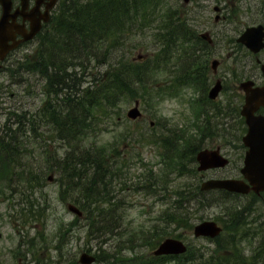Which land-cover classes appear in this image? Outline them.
Returning <instances> with one entry per match:
<instances>
[{
  "label": "trees",
  "instance_id": "16d2710c",
  "mask_svg": "<svg viewBox=\"0 0 264 264\" xmlns=\"http://www.w3.org/2000/svg\"><path fill=\"white\" fill-rule=\"evenodd\" d=\"M153 3V0H67L61 3L50 24L46 26L51 28L40 36L35 68L48 74L49 94L58 95L65 89L69 96L64 101L66 114L51 106L52 109L39 119L50 123L60 139L67 136L68 147H72V142L90 129L95 130L100 120L112 118L113 109L118 107L121 101L139 98L143 100L148 97L149 91L157 85L150 80H155L156 75L163 69H169L170 87L175 83L177 64L183 66L182 76H189L192 48L197 44L199 36L192 27H187V21L184 22L176 11L166 14L163 24L156 27L153 35L157 47L154 51L147 52L141 61L124 59L119 53L125 34L133 32V24L140 16L139 8L145 9L147 6V9H152ZM94 59L97 60L98 66L105 70L100 72V76H95L92 85L84 88L77 100L71 98L73 93L79 91L80 85L76 83L82 67V73H85L86 67L81 65L82 61ZM15 66L14 69V66L9 68L12 73L32 71L29 56ZM151 102L148 101L149 104ZM27 116L26 112L15 115L16 128L4 124L0 134V193H3L4 187L11 192L13 200L17 199L13 203V209L21 221L25 224H39L46 221L50 213L48 199L42 197V192L53 167H50L48 159L42 161L35 153H31L28 149L30 144L24 142L34 128L30 123L31 118L27 119ZM149 137V143L156 145L161 155L160 167L155 172L145 169L132 178L129 176L130 162L120 159L122 157L117 149L109 152L106 148L97 147L84 150L80 158L74 157L70 162L59 166L57 178L63 185L61 196L65 200L73 196V202L80 205L88 221V234L91 237L97 239L100 235L119 232L122 237H136L140 240L148 238L150 242L158 238L157 245L181 228L185 229L188 237L180 234L177 237L189 238L196 220H204L203 214H198L208 207L205 201L214 191L200 190V175L194 170L196 156L200 151L199 145L192 142L196 138L189 135L188 131H183L182 134L175 131L170 134L162 132L154 136L155 138ZM198 137L197 140L202 141V135ZM174 172L177 173L176 176H172ZM193 174L195 183L175 186L177 179H180L177 176L190 177ZM118 184L122 185L123 191L129 187L134 192L144 191L155 197L165 194L164 198H170L171 202L161 214L162 222L166 223L165 227L161 229L162 225H157L147 232L142 230L143 226L124 228L125 217L120 212L124 205L112 202ZM38 193H41V196ZM217 193L225 198L236 199L240 196L226 191ZM167 194H170V197H165ZM252 197L260 200L254 194ZM256 206L257 202L242 208L234 204L226 205L224 218H217L221 220L225 233L217 238L216 242H222L219 244L220 249L233 251L220 258L212 256L209 261L204 260L205 256L202 255L198 257L201 258L202 264H257L259 260H264V245L259 246L250 256L243 255L238 250L241 239L249 234L248 230L242 233L240 228L252 222L248 221V217L256 212ZM254 220L259 221L256 218ZM99 251H102L96 253L99 264H115L118 255L106 254L100 247ZM115 252L120 254L117 248ZM192 253L190 248V251L181 257L186 258L183 263L191 260V263L186 264L196 262L194 257L197 256ZM165 259L167 258H160L155 262L150 259L143 264H159Z\"/></svg>",
  "mask_w": 264,
  "mask_h": 264
},
{
  "label": "rangeland",
  "instance_id": "374dc122",
  "mask_svg": "<svg viewBox=\"0 0 264 264\" xmlns=\"http://www.w3.org/2000/svg\"><path fill=\"white\" fill-rule=\"evenodd\" d=\"M153 2L152 6L154 7L152 9H147V6L145 9L139 8L140 16L133 24V32L125 34L121 41L119 53H121L122 58L136 60L137 62L141 61L143 55H146L147 52L154 51L157 47L156 38L153 35L155 29L163 24L166 14L171 11H176L178 15L180 14L184 22L187 21L188 24L194 27L197 26L195 28L198 33H203L206 27L202 26L215 23L214 7L216 5L226 6L229 10V18L234 19L233 22H226L235 25V27H230L232 28L230 30L232 38H238L246 27L254 23H264V15L261 16L255 10H246L245 0L242 2L239 0H191L190 4L186 6L183 0H153ZM35 49L28 46L20 48L13 53L7 63H4V67L0 69V84L2 85L0 87V134H2L4 124L13 129L16 128L14 124L16 122L15 115H21L24 112L28 113L27 119L31 118L30 123L34 124L36 128L34 131L32 130V134H28L30 137L25 139L24 142L30 144L28 149L31 153L51 161L50 167H53V173L56 174L59 166L63 163L70 162L74 157L80 158L84 150L92 147H97L98 149L106 148L109 152L117 149L122 157L129 155L131 157L130 172L133 175H138L143 171V166L140 165L139 159H143L142 163L150 164L154 162V171H157L161 155L157 147L149 143V136L154 137L162 132L170 134L171 131L185 129L189 130V135H194L196 140L194 139L195 141L193 140L192 142L195 145H199L198 148L200 150L204 148L213 149L220 146L222 153L230 160V165L225 169L207 171L203 177L200 174V183L212 178H241L240 169L243 166L241 145L239 143H231L229 139L219 136L218 134L225 133V131L216 129L218 123L215 124L214 129L209 127L206 130L207 135L213 134L211 139L206 140V143L197 140L196 132L187 126L191 122L190 107L187 104L188 95H184L186 105L180 104L179 97L170 96V94H174L173 92L178 93L179 89L175 85L173 87L169 86V69L165 71L163 69L160 74L156 75L155 80H150V82H155L157 85L154 87L155 89L149 91L148 97L143 99L142 103L140 102V109L143 114L141 119L131 121L127 118V113L134 107L136 100H123L118 107L113 109L112 118L100 120L95 130L90 129L85 135L76 139V142H72V147H68V141L60 139V136L50 123L34 116L35 113L43 109L44 105L49 104L58 112L66 114V105L61 102L64 94L48 95L42 92L39 94V98L36 99L35 92L43 89L44 81L39 77L37 78L35 91L34 77L30 73L20 74L13 72V75L10 70H7V67H11L10 64L24 60L26 56L32 55ZM81 65L85 66L86 69L83 74L84 70L82 67V72L77 76L78 79L82 80V84H76L80 85L78 88L80 91L88 87L94 77L100 76V72L105 70L98 66L97 61H82ZM74 99L76 100V98ZM148 101L152 102L149 104ZM219 120L221 121V119ZM151 122L154 125L152 127L149 126ZM145 124L149 127H146ZM73 148L77 150H73ZM197 166V163H195L194 170H197ZM176 175V172L172 174V176ZM194 176V174L190 177L188 175L177 176L180 179H177L175 186L195 183ZM55 177V181L46 182V187L43 189L42 197L48 199L50 213L46 221H42L39 224H25L24 221H21L15 214V209H13V203L17 199L13 200L11 192L8 189H4V187L2 188L3 193H0V232L2 233V238L0 239V264H18L20 259H22L24 264H79V258L83 252L90 249L92 254L102 253V251H99V247L106 251L107 253L104 252L106 254L118 255L115 264H143L149 260V257L154 253L158 238L150 242L148 238L140 240L136 237H122L119 232L111 235H100L97 239L91 237L88 234V221H76L75 216L67 210L65 203L60 197L63 185L57 181V176ZM217 192L214 191L212 196H208L207 201H205L208 207L198 214H203L204 220L223 219L226 205L234 204L242 208L254 205V202H257L256 212L248 217V221L252 222L240 228L241 232L248 230L249 234L244 236V239H241L238 246V250L243 255H252L259 246L264 245V193L261 198L258 197L260 200H255L252 195H240L235 199L225 198L224 195H219ZM38 195L41 196V193H38ZM146 195L147 192L144 191L140 193L131 192L129 198L125 201V209L122 211L124 212L126 224L124 228L143 226L142 230L147 232L148 229L157 225L159 227L162 225L161 229L165 227L166 223L165 221L162 222L161 214L170 198H164L165 194L157 198ZM165 197H170V194ZM225 202L228 203L225 204ZM254 218L259 221L256 222ZM220 219L218 222L221 221ZM199 222L201 221L197 219L195 223ZM184 231L185 229H178L171 236L176 237L180 234L188 237V234ZM184 241L192 249L193 256H197L194 257L196 262L192 264H202L201 258H198L202 255L205 256L204 260L209 261L212 256L220 258L231 252L226 249H220L219 244L222 242L195 239L193 236L184 239ZM116 248L120 251V254L115 252ZM233 249L236 248L233 247ZM262 262L264 260H259L257 264H262ZM94 264L99 263L96 262ZM166 264L176 263L169 262ZM250 264L254 263L250 262Z\"/></svg>",
  "mask_w": 264,
  "mask_h": 264
},
{
  "label": "flooded vegetation",
  "instance_id": "af4514ba",
  "mask_svg": "<svg viewBox=\"0 0 264 264\" xmlns=\"http://www.w3.org/2000/svg\"><path fill=\"white\" fill-rule=\"evenodd\" d=\"M53 1L30 0L29 8L37 6L39 13L43 14ZM64 1L66 0H56L55 5L50 8V20ZM245 1L246 10H255L261 16L264 15V0ZM13 3L15 8L20 6V0H13ZM228 12L226 6L216 5L214 7L215 23L202 26L206 27V40L202 39L200 43H205V45H202V48L193 49L194 59L190 64V73L187 78L180 76V73L177 72L176 82L177 89H179L177 97H179L181 105H186L184 95H188L187 104L190 107V119L193 123L202 127H214L218 123L217 126L225 127V138H230L232 143L243 144L244 136L248 130L246 119L243 116L246 101V93L242 87L244 82L252 81L254 84L250 86V89L257 88L261 91L258 96V108L254 115L264 117V93L262 92L264 90V74L261 71V66L264 64V49L257 55L253 54L238 42V38L230 36L232 29L230 27H235V25L226 23L227 21H234V19L229 18ZM19 21L22 19L20 18ZM189 26L194 27L193 25ZM42 32L46 33V30H42ZM17 38L21 39L20 36ZM37 38L32 42L23 43L21 48L27 46L35 48L38 44ZM245 56H247V60H245ZM214 61L216 62L215 68L212 64ZM40 75L36 72L31 73V76L34 77L35 91L37 78L39 77L44 81ZM46 84L47 81H44L43 89ZM216 86H219L220 90L216 97L212 98L210 93ZM43 89L35 92L36 99L39 98ZM245 151L246 149H244Z\"/></svg>",
  "mask_w": 264,
  "mask_h": 264
},
{
  "label": "water",
  "instance_id": "95a60500",
  "mask_svg": "<svg viewBox=\"0 0 264 264\" xmlns=\"http://www.w3.org/2000/svg\"><path fill=\"white\" fill-rule=\"evenodd\" d=\"M187 4L190 0H184ZM55 5V0L50 7L46 10L45 14H40L38 8H33L28 11L29 0H21V6L13 11L12 0H0L2 13L0 16V60H4L7 54L16 49L22 42L32 40L41 30L43 23H48L50 20L49 9ZM22 17V22H18V18ZM26 22H29V32L26 29ZM17 35H21L22 40H17ZM205 38V34L202 35ZM248 49L257 54L264 48V26L248 28L244 34L239 38ZM214 62V66H215ZM264 72V65L262 66ZM252 82H246L244 88L247 93L246 105L243 114L246 117L249 130L244 138V143L248 147L245 155L244 167L241 173L244 180L237 179H211L205 181L201 185L202 191H211L214 189L226 190L232 193H239L247 195L254 192L260 195L264 192V118L254 117V111L257 109V90L249 91L248 87ZM219 90L216 87L212 90L211 95L215 96ZM137 102L135 107L130 109L128 117L136 120L141 116ZM197 162L199 164L198 171H207L217 168H225L229 164L220 153V148L215 150L205 149L198 153ZM68 209L79 216L82 213L73 205L68 206ZM222 232L216 222L204 221L194 228V236L196 238L205 237L214 239ZM2 234L0 233V238ZM187 251L186 245L176 239L165 240L155 254L170 255V254H183ZM95 257L84 253L80 257L81 264H93ZM22 264V263H20Z\"/></svg>",
  "mask_w": 264,
  "mask_h": 264
},
{
  "label": "bare ground",
  "instance_id": "6f19581e",
  "mask_svg": "<svg viewBox=\"0 0 264 264\" xmlns=\"http://www.w3.org/2000/svg\"><path fill=\"white\" fill-rule=\"evenodd\" d=\"M19 149H21V148H19Z\"/></svg>",
  "mask_w": 264,
  "mask_h": 264
}]
</instances>
